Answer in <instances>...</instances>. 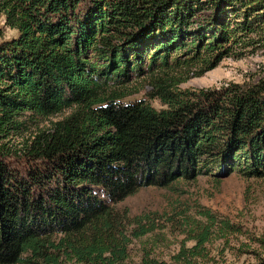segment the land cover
Instances as JSON below:
<instances>
[{
	"label": "trees",
	"instance_id": "1",
	"mask_svg": "<svg viewBox=\"0 0 264 264\" xmlns=\"http://www.w3.org/2000/svg\"><path fill=\"white\" fill-rule=\"evenodd\" d=\"M1 17L17 36L0 41V264H122L126 214L111 204L182 178L263 175L264 77L194 92L169 75L234 55L264 31V0H0ZM146 75L164 108L121 102ZM68 109L11 142L32 116ZM214 225L174 263L203 257Z\"/></svg>",
	"mask_w": 264,
	"mask_h": 264
},
{
	"label": "rangeland",
	"instance_id": "2",
	"mask_svg": "<svg viewBox=\"0 0 264 264\" xmlns=\"http://www.w3.org/2000/svg\"><path fill=\"white\" fill-rule=\"evenodd\" d=\"M16 36L17 31L7 27L1 17L0 41ZM242 39L245 43L234 47V55L224 57L214 68L204 73H198L199 66L179 69L169 75L171 83L183 79L177 89L198 92L229 83L257 82L264 77V31L248 33ZM147 77L129 81L126 91L130 95L121 102L143 100L157 109L164 108L152 97L153 84ZM70 111L32 116L18 135L11 136V142L20 147L36 133L51 129ZM111 205L118 218L126 214L123 227L128 238L127 257L122 264H144L148 260L175 264L174 256L182 247L196 244L197 234L211 218L216 225L210 227L212 236L202 245L203 257H196L195 264H258L264 258V173L261 177L230 172L182 178L167 187H142ZM220 221L236 224L239 230L223 235L217 231ZM141 230L144 234L137 235Z\"/></svg>",
	"mask_w": 264,
	"mask_h": 264
}]
</instances>
